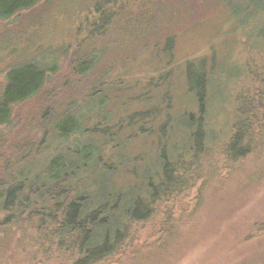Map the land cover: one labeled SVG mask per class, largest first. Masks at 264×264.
<instances>
[{
  "label": "rangeland",
  "instance_id": "obj_1",
  "mask_svg": "<svg viewBox=\"0 0 264 264\" xmlns=\"http://www.w3.org/2000/svg\"><path fill=\"white\" fill-rule=\"evenodd\" d=\"M97 2L38 0L0 21V90L9 72L29 65L46 70L43 90L13 109L9 141H35L47 120L82 111L88 140H57L50 152L91 141L112 168L114 187L127 190L145 171H157L159 155L188 158L183 150L173 154L189 143L187 116L200 114L185 70L188 62H204L214 93L201 121L212 153L200 154L193 167L202 179L157 208L171 218L165 240L157 215L135 227L134 247L111 264H264V156L252 158L257 168L250 159L216 163L217 145L227 137L237 94L246 86L244 67L264 37V2L129 0L105 8L104 18L95 11ZM108 11L113 15L106 20ZM150 109L159 114L144 125L138 115ZM188 126L195 130L197 124ZM100 129L116 141L113 155ZM57 252L0 227V264H62Z\"/></svg>",
  "mask_w": 264,
  "mask_h": 264
},
{
  "label": "trees",
  "instance_id": "obj_2",
  "mask_svg": "<svg viewBox=\"0 0 264 264\" xmlns=\"http://www.w3.org/2000/svg\"><path fill=\"white\" fill-rule=\"evenodd\" d=\"M125 1L129 0H98L95 11L104 18L105 8ZM37 3L38 0H0V21L9 20ZM112 15L108 11L106 20ZM260 17L264 20V14ZM171 39L167 40V48ZM254 54L255 60L247 61L242 73L246 86L237 94L227 137L217 145L220 156L216 163L223 167L264 156V37ZM94 62L91 61V67ZM204 65L192 61L186 64L185 75L190 91L196 95L200 114L196 120L192 114L187 116L184 129L189 143L185 148H173V154L183 150L188 158L178 161L159 155L157 171H145L140 183L127 190L114 187L113 170L103 163L102 151L91 141L75 142L64 152H50L57 140L80 136L88 140V131L81 130L84 127L79 121L85 115L82 111L76 116L61 114L47 120L35 141L18 140L11 144L9 128L13 109L43 90L46 70L29 65L7 73L0 90V128L8 130V133L0 131V213L3 214L0 227L27 236L38 247L56 248L62 264H111L125 258L137 241L135 227L157 215L163 217L159 234L165 240L171 218L165 210L160 214L157 208L169 203L172 195L190 190L201 178L199 169L193 170L198 166V157L212 153L213 141L207 138L201 125L204 102L214 93ZM152 110L138 115L144 125H148L145 119L158 116L159 111ZM190 123L197 124L195 130L187 128ZM100 130L107 138L104 146L113 155L118 146L116 141L105 129ZM140 130L147 131L143 127ZM251 164L257 168L256 161ZM137 255L133 252L131 259Z\"/></svg>",
  "mask_w": 264,
  "mask_h": 264
}]
</instances>
